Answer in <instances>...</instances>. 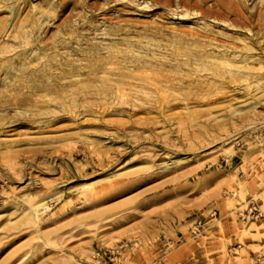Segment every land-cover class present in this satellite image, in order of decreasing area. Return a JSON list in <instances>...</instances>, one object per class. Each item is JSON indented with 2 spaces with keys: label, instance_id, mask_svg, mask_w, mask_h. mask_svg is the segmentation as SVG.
I'll list each match as a JSON object with an SVG mask.
<instances>
[{
  "label": "rangeland",
  "instance_id": "374dc122",
  "mask_svg": "<svg viewBox=\"0 0 264 264\" xmlns=\"http://www.w3.org/2000/svg\"><path fill=\"white\" fill-rule=\"evenodd\" d=\"M239 1L252 23L178 0H0V264L264 256V0ZM252 197L263 217L242 219Z\"/></svg>",
  "mask_w": 264,
  "mask_h": 264
},
{
  "label": "bare ground",
  "instance_id": "6f19581e",
  "mask_svg": "<svg viewBox=\"0 0 264 264\" xmlns=\"http://www.w3.org/2000/svg\"><path fill=\"white\" fill-rule=\"evenodd\" d=\"M181 3H185V4H190V5H195L198 7H201L202 12L204 13H208V12H212L214 11L217 6H218V14L219 15H223V16H227L228 14L230 15H235V18H233L234 21L237 22H241V23H252V16L254 14L252 13H246V11H244L241 2L239 0H212V3L205 7V4L210 1V0H178ZM14 12V8H12V14ZM43 15V14H42ZM255 25L263 27L264 25V18L260 17L258 18L257 22L255 23ZM27 31L23 30L20 35L22 36H26ZM37 80V79H34ZM36 83V81H35ZM23 200L34 210H36V207L31 204L25 197L23 198Z\"/></svg>",
  "mask_w": 264,
  "mask_h": 264
},
{
  "label": "built area",
  "instance_id": "2783aa9c",
  "mask_svg": "<svg viewBox=\"0 0 264 264\" xmlns=\"http://www.w3.org/2000/svg\"><path fill=\"white\" fill-rule=\"evenodd\" d=\"M239 217L242 219H251L255 220L260 217H263V212L260 207V202L258 199L252 197L248 200L247 206L244 209L238 211ZM203 221L202 219H197L192 226V233L194 235H200L203 230ZM256 264H264V256H259L257 258Z\"/></svg>",
  "mask_w": 264,
  "mask_h": 264
}]
</instances>
